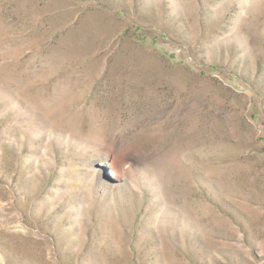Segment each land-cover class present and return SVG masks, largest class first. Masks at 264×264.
Masks as SVG:
<instances>
[{
    "label": "rangeland",
    "instance_id": "obj_1",
    "mask_svg": "<svg viewBox=\"0 0 264 264\" xmlns=\"http://www.w3.org/2000/svg\"><path fill=\"white\" fill-rule=\"evenodd\" d=\"M0 264H264V0H0Z\"/></svg>",
    "mask_w": 264,
    "mask_h": 264
}]
</instances>
